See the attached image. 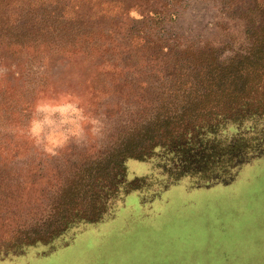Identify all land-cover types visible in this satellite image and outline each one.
Listing matches in <instances>:
<instances>
[{"label":"rangeland","instance_id":"374dc122","mask_svg":"<svg viewBox=\"0 0 264 264\" xmlns=\"http://www.w3.org/2000/svg\"><path fill=\"white\" fill-rule=\"evenodd\" d=\"M44 1L48 7L64 5L67 15L86 21L90 39L70 49L55 36L22 47L0 36V222H10L11 228L28 229L45 220L53 198L78 168L107 153L120 136L154 114L159 77L173 69L165 62L167 52L158 51L214 47L227 58L245 53L255 44L251 34L259 40L264 28V0ZM21 3L7 0L0 7V24L31 19L32 11ZM155 9L162 12L157 26L150 20ZM134 35L142 45L153 43L147 50L130 47ZM150 166L128 161V179L159 180ZM152 189L159 192L154 199ZM196 189L183 180L166 189L152 186L139 197L131 194L103 223L79 225L52 246L28 249L23 257L0 264H64L78 258L79 253L71 254L74 249L82 257L67 264H264L263 159L243 167L228 187L208 193L200 189L191 217L205 223L194 229L195 239L184 242L189 246L184 255L173 251L171 258H139L130 253L129 259L108 249L94 261L96 256L85 253L92 242L100 247L101 241H123L136 224L161 227L157 218L165 206L176 205L175 197H181L180 208L190 205ZM172 212L161 217L176 220ZM116 227L119 231L111 233ZM65 250L70 252L61 255ZM55 255L60 257L48 260Z\"/></svg>","mask_w":264,"mask_h":264},{"label":"trees","instance_id":"16d2710c","mask_svg":"<svg viewBox=\"0 0 264 264\" xmlns=\"http://www.w3.org/2000/svg\"><path fill=\"white\" fill-rule=\"evenodd\" d=\"M6 1L0 0V7ZM21 1L32 11V18L20 24L14 18L0 24V36L8 38L10 44L22 47L33 41L49 42L55 36L62 46L76 49L80 39L84 38L83 43L90 39V25L78 16L67 15L66 6L48 7L44 0H20L21 5ZM150 14V20L159 25L162 12L155 9ZM261 32L259 40L256 33L251 34L255 44L245 53L235 52L227 58L214 47L185 48L174 54L166 49L158 51L159 55L167 52L165 62H171L173 69L159 77L154 114L120 136L107 153L78 168L53 198L47 218L38 225L11 228L10 222H0V262L21 258L31 248L52 246L79 225L103 223L113 214L111 210L131 194L139 197L152 186L166 189L189 180L199 188L193 203H184L180 208L181 197L173 198L172 204L178 200V205L165 206L167 211L157 218L161 227L139 223L129 237L121 238L123 241H101L100 247L92 242L87 245L91 248L85 249L87 255L96 256L94 261L108 249L129 259L130 253H138L133 256L139 258L145 254H166L171 258L173 251L184 255L189 250L184 242L195 239L194 229L205 223L191 217L200 193L230 186L243 167L264 160V28ZM152 43L142 45L137 35L129 40L130 47L145 50ZM128 161L150 164L159 180L137 176L129 180ZM150 193L152 199L159 195L156 189ZM169 212L176 220L161 217ZM118 227L111 233L119 231ZM116 243L119 248H113ZM142 243L150 246L143 247ZM74 251L71 254L82 257L80 251ZM56 257L60 255L48 260Z\"/></svg>","mask_w":264,"mask_h":264}]
</instances>
